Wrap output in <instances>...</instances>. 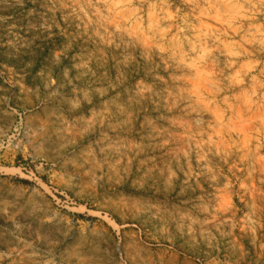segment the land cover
Instances as JSON below:
<instances>
[{
    "label": "rangeland",
    "instance_id": "1",
    "mask_svg": "<svg viewBox=\"0 0 264 264\" xmlns=\"http://www.w3.org/2000/svg\"><path fill=\"white\" fill-rule=\"evenodd\" d=\"M0 264H264V0H0Z\"/></svg>",
    "mask_w": 264,
    "mask_h": 264
}]
</instances>
